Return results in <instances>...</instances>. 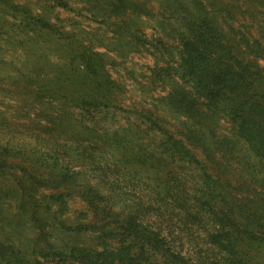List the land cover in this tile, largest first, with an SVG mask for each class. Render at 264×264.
Segmentation results:
<instances>
[{"label": "rangeland", "instance_id": "obj_1", "mask_svg": "<svg viewBox=\"0 0 264 264\" xmlns=\"http://www.w3.org/2000/svg\"><path fill=\"white\" fill-rule=\"evenodd\" d=\"M204 3L219 9L234 51L264 81V0ZM175 4L0 0V148L11 151L10 168H0V264H135L111 259L129 225L156 231L173 264H237L209 249L214 225L187 219L203 213L204 199H218L212 210L222 213L264 197V122L191 85L172 31ZM82 100L94 104L88 113L77 106ZM134 148L165 170L146 172ZM23 149L26 156L15 153ZM49 150L69 171L54 184L29 155ZM188 157L201 165L181 160ZM157 173L171 175L168 206L154 200ZM23 174L36 181L24 192ZM130 255L143 263L137 250Z\"/></svg>", "mask_w": 264, "mask_h": 264}, {"label": "trees", "instance_id": "obj_2", "mask_svg": "<svg viewBox=\"0 0 264 264\" xmlns=\"http://www.w3.org/2000/svg\"><path fill=\"white\" fill-rule=\"evenodd\" d=\"M175 2L173 8L176 18L172 23V31L178 37L180 53L182 54V67H186L185 72L190 77L191 85L203 91L214 89L217 95L227 98L232 103L235 113L246 116L250 114L252 117H257V124L264 122V81L256 69L247 66L237 55L238 53L234 51L233 40L227 39L223 31L219 9L210 11V7L205 5L204 0H175ZM61 99L67 101L68 104H72L74 101L71 95H62ZM77 106L80 111L88 113V107L94 106V104L82 100ZM146 120L149 121V119ZM149 123L153 125L152 121ZM153 126L155 127V125ZM256 126L258 129L261 128L259 125ZM157 131L160 134H168L162 129H157ZM175 142L172 141V147L179 148ZM10 152V149L0 148V168L3 169L5 166L10 168L4 159V155ZM131 152L136 163L146 167L144 168L146 172L154 170L155 164L165 170V164L162 160H156L153 163L148 157H145L146 155H139V151L135 153V148L131 149ZM15 153L22 157L27 154L25 149ZM29 155L39 165L49 168L48 175L57 177V180L48 179L47 182L50 184H54L58 179L65 180L66 175L69 174L67 166H64L65 164L60 161L62 155L55 150L33 151ZM82 157L87 160L90 155ZM27 159H29L28 155ZM181 160L188 164L194 162L193 164L196 166L201 165L198 161H192L191 157H188V160L185 158ZM158 174L153 179L154 191L152 193L155 197L154 200L156 199V204L164 207L169 205L168 203L164 204L163 196H168L170 193L171 175L165 173L161 175L164 177L163 179ZM24 176L29 178V182L22 178L17 181V186L23 192L27 186L36 183L33 176ZM87 191L91 192V188H88ZM159 191L162 192L159 193ZM90 192L88 193L90 194ZM32 194L29 197L30 200L20 201L21 207L33 201L35 188ZM86 196L88 195L86 194ZM90 197L93 198V196ZM152 198L153 196L150 197L149 201H152ZM202 201L200 207L203 205V213L188 215L187 223L199 224L204 219L215 226L208 233V240L212 244L209 249L220 256H226L232 263L264 264V197L252 199L242 207L239 204L236 210L230 208L228 211H220L222 213L212 210L213 206H220L217 203L218 199L214 201L209 198ZM32 206L33 210L38 209L34 203ZM167 220L173 221L171 214L168 215ZM127 227L129 234L125 237V241H121L120 249L111 255L113 261L127 260L139 264L130 255L131 250H137L140 255L137 258L142 259V264H173L170 259L175 255L170 252L171 246L161 239L156 231L147 233L146 229L141 228V231H145L143 234L136 230L138 228L136 225ZM129 227H132L131 234ZM9 250L11 256L18 257L20 254L15 247H10ZM153 255H159L162 261L158 262ZM18 260L22 259L18 258ZM19 262L22 263L23 261Z\"/></svg>", "mask_w": 264, "mask_h": 264}]
</instances>
